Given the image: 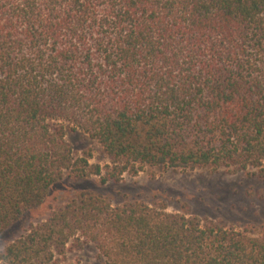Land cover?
Wrapping results in <instances>:
<instances>
[{
    "label": "trees",
    "instance_id": "1",
    "mask_svg": "<svg viewBox=\"0 0 264 264\" xmlns=\"http://www.w3.org/2000/svg\"><path fill=\"white\" fill-rule=\"evenodd\" d=\"M69 127L97 140L91 164ZM146 167L264 179V0H0V235L64 178ZM103 264H264V228L72 193L0 253L52 264L71 242Z\"/></svg>",
    "mask_w": 264,
    "mask_h": 264
},
{
    "label": "rangeland",
    "instance_id": "2",
    "mask_svg": "<svg viewBox=\"0 0 264 264\" xmlns=\"http://www.w3.org/2000/svg\"><path fill=\"white\" fill-rule=\"evenodd\" d=\"M67 140L78 154L91 151V164H110L97 140L70 127ZM80 189H92L108 195L114 203L141 199L150 204L163 202L168 211H187L201 218L237 228H264V179L244 171L231 172L227 168L213 170H173L146 167L138 175L125 173L119 182H100L92 175L87 180L64 178L52 188L42 206L26 212L23 217L0 235V253L11 242L25 234L31 225L45 220L52 207L61 205ZM52 264H103L93 243L71 241L65 254L57 255Z\"/></svg>",
    "mask_w": 264,
    "mask_h": 264
}]
</instances>
